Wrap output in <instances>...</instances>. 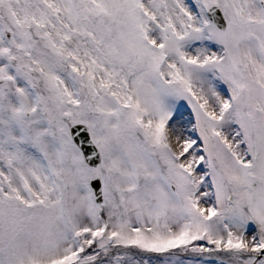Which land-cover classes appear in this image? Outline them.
<instances>
[{
	"label": "snow or ice",
	"instance_id": "1",
	"mask_svg": "<svg viewBox=\"0 0 264 264\" xmlns=\"http://www.w3.org/2000/svg\"><path fill=\"white\" fill-rule=\"evenodd\" d=\"M0 264H264V0H0Z\"/></svg>",
	"mask_w": 264,
	"mask_h": 264
}]
</instances>
